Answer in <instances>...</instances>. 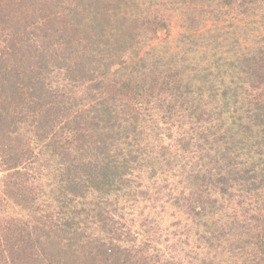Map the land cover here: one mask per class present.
<instances>
[{"label": "trees", "instance_id": "obj_1", "mask_svg": "<svg viewBox=\"0 0 264 264\" xmlns=\"http://www.w3.org/2000/svg\"><path fill=\"white\" fill-rule=\"evenodd\" d=\"M0 264H264V0H0Z\"/></svg>", "mask_w": 264, "mask_h": 264}, {"label": "rangeland", "instance_id": "obj_2", "mask_svg": "<svg viewBox=\"0 0 264 264\" xmlns=\"http://www.w3.org/2000/svg\"><path fill=\"white\" fill-rule=\"evenodd\" d=\"M172 31H173V33H174V32L177 31V30H176V28H175V29H173Z\"/></svg>", "mask_w": 264, "mask_h": 264}]
</instances>
